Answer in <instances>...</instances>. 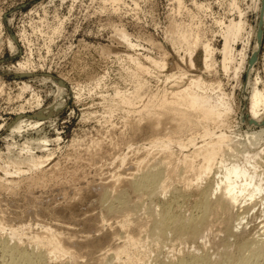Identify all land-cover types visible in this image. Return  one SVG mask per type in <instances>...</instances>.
Masks as SVG:
<instances>
[{"label": "rangeland", "instance_id": "obj_1", "mask_svg": "<svg viewBox=\"0 0 264 264\" xmlns=\"http://www.w3.org/2000/svg\"><path fill=\"white\" fill-rule=\"evenodd\" d=\"M238 22L240 31L227 35ZM136 63L147 72L136 71ZM189 79L200 82L197 91L211 98L215 111L229 104L225 121L195 116V126L177 135L167 121L153 129L137 111L145 98L161 89L175 91ZM254 86L264 92V0H0L1 237L17 245L31 242L25 247H37L43 264H72L69 254L58 253L41 236L51 229L76 242L70 249L79 264L102 263L98 258L125 239L120 219L100 222L105 210L98 195L131 177L138 162L149 164L155 157L166 162L152 143L164 137L184 144L172 146L169 168L181 164V156L201 170L210 159L212 167L201 173L199 184L219 178L222 166L236 158L254 162L250 172L259 174L261 190L242 207L248 212L246 233L257 231L264 224V134L238 151L240 141H251V132L264 130V105L256 116L248 110ZM115 96L134 99L127 107ZM211 146L215 153L207 158ZM164 193L162 198L172 194ZM187 198L182 210H189L194 196ZM144 212L129 220L144 219ZM220 213L213 222L216 238L223 235L216 224L225 216ZM125 243L108 264H150L191 251L178 242Z\"/></svg>", "mask_w": 264, "mask_h": 264}, {"label": "bare ground", "instance_id": "obj_2", "mask_svg": "<svg viewBox=\"0 0 264 264\" xmlns=\"http://www.w3.org/2000/svg\"><path fill=\"white\" fill-rule=\"evenodd\" d=\"M240 29H241V22L232 24L228 27L226 34L228 35L233 30L236 33H238ZM118 35L120 36V38L127 40L126 34L123 31H119ZM225 48L226 45H224V49ZM133 61H136L135 57L131 61L132 63L135 64V62ZM157 63L158 62H155L154 65L156 66ZM138 65L140 64H137V69L135 68L136 66L133 68L136 69V71L138 72L139 71L142 72L145 66L138 67ZM144 72L146 73L147 70H144ZM134 73L135 72H133V74ZM133 79H135V76H133ZM199 85L200 82L197 79H189L187 80L185 86L180 87L175 91H169L163 93V91H161L162 89L159 91L157 90L158 92H162V94L159 93L160 95L158 96H156L157 94L156 95L153 94L155 95L153 97L147 96L145 98V101L147 100V102L146 103L144 102L145 104L143 103L144 105H142L141 108H139L137 111L139 112L140 110L139 115L141 113L142 117L147 119L146 121L149 123L150 126L153 127V129L157 128V124H159L160 122L167 121L169 124H171L170 128L173 131V133L176 135L183 131L188 130V128L189 129L193 128L195 126L194 123L195 116H200L201 119L203 120H211L214 118V116H216L218 121L224 122L225 121L224 119L227 118L228 116L227 113L230 108L229 104L225 102L224 105H222L223 112L215 111V103L212 102L211 98L207 95H204V93L202 94L197 91L196 88L200 87ZM139 86L136 88L140 89L142 87L140 86L139 88ZM138 89L132 91L133 92L136 91L138 93V91H140ZM251 89L252 91L250 94V98L248 97L250 103L248 110H250L252 116H256L258 112V108H261V106L264 105V92L259 90L256 86H254L253 88L251 87ZM157 91H154V93H157ZM133 94L131 93L132 96L130 97H133ZM139 96L141 97L140 94ZM117 97L120 98V96ZM136 97L138 96H135L134 98ZM134 98L124 97L118 99L117 101H121L122 99L121 102L128 103L129 106L127 107H130L131 99ZM141 98H143V96ZM138 99L140 98L138 97L137 100ZM125 103L124 105H128ZM116 104L115 106H117ZM132 107L133 105H131V109ZM209 132L210 130L208 127H206L203 131L204 134H208ZM263 134H264V130L251 132L250 133L251 141L250 142L248 140H247L248 142L240 141V143L238 144V151L246 149L251 143H253V141L258 140ZM152 143L154 144L155 147L158 146L160 150L163 151L161 152L157 150L159 153L160 152L162 154L164 153L163 156L161 154V157H164L166 159L167 158L171 159L170 157L174 155L170 153L172 146L173 147L176 146V148L177 146L180 148L184 146V144H182L183 142H179V140H172L170 138H165V137L153 139ZM218 149L219 147L217 148V150ZM214 153H215V147L211 146L207 158L211 157ZM154 156L152 157L154 158ZM181 157H182L180 161L181 164H178L179 167L177 165V166H172L173 168H169V166H167L170 165L167 163L169 159L165 162L164 160L162 161L160 156L159 158L161 160H157V157H155L156 159H154L153 161L150 160L148 161V163L150 162L149 164H146V162L142 164V162L133 160L135 162L141 163L138 164L136 168V163L132 161L133 163H135L136 170L135 169L134 170L136 172L133 175H131V177H129L128 174L126 173L128 176L127 179L124 178L125 176L124 177L121 176L122 177L121 179L123 178L126 179L123 180V183L121 185L118 184V186H116L115 183H112V185L115 184L114 188H112V186L111 189L105 187L104 190L102 189L100 195H98L100 202L99 204L102 203L104 205V210H105V214L102 215L104 217L102 218L100 216L101 217L100 222H103L104 219L107 217L113 219L116 218L117 220L120 219L122 223L124 222L123 227L119 226V233L124 237L123 238L125 239L124 243L126 242L128 244L130 242V245L131 243L133 245V243L140 244L142 242H147V241L153 242L154 243L153 245H158L160 243L162 244L168 242L171 243L178 242L183 246H187V247L190 245L188 249L191 248V251L190 250H188L187 252L183 251L184 253L182 252V254L176 256L175 258H169V259L164 258V260H155L152 261L150 264H264V224H262L261 228L257 229V231L254 230L255 232L253 233L252 232L246 233L247 221H245L246 215H244L243 213L245 212V214H248V212L247 210H244L242 207V203L245 201L247 197L250 200H253L254 197L261 190V183L259 180L256 179V176H259V174H257L255 171L250 172L249 164L252 165V163L254 162L252 161L250 163L248 159L244 158L243 163H238L236 161L238 160V158H236L234 162H230L222 166L223 173L221 176H219V178L212 177L208 182L206 181L204 185L202 182L199 184L198 180L201 178L202 172L205 173L207 169L212 167L210 164V159L207 160V166L205 167L202 166L203 169L201 170L200 169L201 166L197 169L195 168L193 160L187 159L184 156ZM235 157H237L236 154ZM174 159L171 160V163ZM173 164L174 163H172V165ZM185 170L186 172H189V174L184 176ZM119 181L121 182V180ZM201 184L203 185L201 186ZM165 191L171 192L172 194L170 195V197L167 198L164 197L165 198L164 199L162 197L165 195L162 196V194H165L164 193ZM84 192L81 193L80 195L81 196L83 194L85 195ZM90 192H86L87 199ZM130 195L132 196V198L130 197ZM187 195L188 197L190 195L191 198L194 196V198L192 201H190L192 202L191 205L190 206L188 205L190 207L189 210L184 208L186 210L185 211L184 209L182 210V205L180 204L184 199L187 201L188 199ZM155 200L157 201L155 202ZM185 200L184 203L186 202ZM138 211L139 212L145 211L144 213L146 215L144 217L143 214L144 217V219L142 218L143 221H139L141 218H138L139 220L133 219L134 221L131 222V220H129L130 218L129 216L135 213L138 214L139 213ZM219 211L223 212L225 215L223 219H220L221 222L216 223V224L221 223L220 226H222V230L221 229L220 230L223 232L222 235L223 237L221 236V234H219L221 238L219 236H218L219 238H216V234L218 233L217 232L214 233L216 230L213 231V227L215 228V226L217 225H215L213 222L216 219V217L214 218L216 214L220 215V217L223 216L221 215V213L218 214ZM138 217H140V215ZM119 221L118 224L120 223ZM1 227H3V225ZM216 229L220 231L219 228L216 227ZM15 231L12 230V232L16 234ZM34 236H36V239L40 238V236H37L36 234ZM41 236L51 241V243H49V246L50 244L53 243L52 246H54V250H56L58 253L62 255L64 253L66 255L69 254L70 255L69 258H72L71 261L73 260L72 261L73 263L75 262L76 264H79L78 256L72 249H70L72 243L76 244V242L72 241L73 240L72 238L70 241V238H65L63 236L60 237L58 233L57 234L53 233L51 229H45L43 235ZM229 237L230 238L232 237L233 240L229 239ZM33 238L31 239V241L33 240ZM43 238H41L40 240H42ZM207 242L211 243L210 248H213L212 254L215 255V258L213 257V259L210 257L211 255L209 254L210 252L208 253V251L205 248L206 246L205 244ZM82 243L84 244V242ZM82 243L78 242L77 245H80ZM124 243L122 242V244ZM22 244L21 245L12 244V242L10 243L9 240L1 237L0 235V252H1L0 264H43L45 258L43 259L42 257L43 255L41 254V251L37 250V247L36 250H31V247L28 250L27 247H25V245L27 244L23 242ZM117 245H115V247H112L113 248L112 250L110 249V251H105V253L103 255L101 254L102 256H100L98 259H100V261H102V263L104 264L106 263L108 264L114 261V259L117 258L116 257L117 251L123 252L124 248H126L125 246H121V245L117 246ZM36 246L40 247L39 245ZM67 262L68 261H66L65 263ZM99 263L100 262H98V264ZM139 264H143V263H139Z\"/></svg>", "mask_w": 264, "mask_h": 264}]
</instances>
